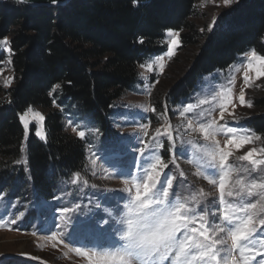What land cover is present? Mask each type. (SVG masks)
Returning <instances> with one entry per match:
<instances>
[{
    "label": "trees",
    "instance_id": "1",
    "mask_svg": "<svg viewBox=\"0 0 264 264\" xmlns=\"http://www.w3.org/2000/svg\"><path fill=\"white\" fill-rule=\"evenodd\" d=\"M197 1L71 0L51 7L0 0V38L9 37L11 49L0 50V65L11 61L13 73L8 88L0 82L1 187L13 194L29 187L36 198L52 200L60 182L84 172L87 141L68 133L65 119L83 116L108 134L116 101L140 82L139 67L166 51L167 31L179 33L173 62L200 44L176 72L166 95L173 106L187 102L203 76L225 71L250 49L264 54V0H240L209 31L196 22ZM29 105L43 113L44 139L33 127L25 139L19 118ZM252 106L244 126L264 147V96Z\"/></svg>",
    "mask_w": 264,
    "mask_h": 264
},
{
    "label": "rangeland",
    "instance_id": "2",
    "mask_svg": "<svg viewBox=\"0 0 264 264\" xmlns=\"http://www.w3.org/2000/svg\"><path fill=\"white\" fill-rule=\"evenodd\" d=\"M239 1L236 0L226 7L222 0H198L196 7L199 17L196 22L201 29L212 30L217 17ZM169 31L164 37L166 51L143 64L145 67L140 66V82L116 101L114 109L116 112L110 118L108 134H105V131L101 132L98 126L87 118L81 119L83 116L80 120L71 117L65 119V129L68 133L78 136L79 131L85 132L87 165L84 172L78 173L79 179L74 175L67 181L60 182L59 192L52 200L36 198L29 187L13 194V189L5 190L0 185V264H88L85 257L77 255L76 248L87 250L98 245L115 243L114 230L119 227L116 221L120 219L121 210L126 202L121 197L127 196V193L122 191L124 181L130 179L126 173L131 170L133 174H139V164L143 159L135 149L143 146L139 143L140 140L151 143L155 130L160 128L163 132L167 124L172 125L173 140L169 141L167 136H161L159 141L164 148H158L157 154L168 162L172 153L167 149L171 143H175L174 152L179 169L172 163L164 169L170 176L176 177L173 190L182 197H189L203 188L212 195L202 199L200 205L193 206L215 211L213 201L218 197V190L203 178L196 176L194 174L196 167L188 162L192 151L187 141L195 140L201 145L205 142L199 133H190L186 130V121L194 119L200 122L215 118L221 126L247 130L244 121L254 114V109L253 106L241 105L239 94L243 88L245 100L251 103L255 97L264 96V77L255 80L252 87L244 84L241 63L244 60L243 55L225 71H216L203 76L195 85V90L189 95L187 102L173 106L170 101H166V95L177 80L176 72L184 69V65L191 62L200 44L194 47L195 51L193 48L181 50L179 57L173 62L171 60L177 53L180 40L178 36L179 43L175 46V54L169 58L166 53L173 39L168 35ZM4 38L9 40V37ZM0 50L9 53L3 46H0ZM158 57H162L163 60L157 61ZM161 62L164 64L163 69L159 66ZM148 64L152 65L151 70L147 67ZM238 67L240 71H236ZM0 70H2L0 71L1 87L6 89L9 86H4L5 78L13 77L9 60L0 65ZM249 76L254 78L255 73L249 72ZM226 89H231V104H227L226 100L220 97L213 98L216 93H223L226 97ZM2 95L3 93L0 92V97ZM156 97L159 98L157 101ZM200 99H207L209 103L200 105L195 109V113H185L181 116L184 106L196 104ZM156 103L158 108L155 106ZM219 103H225L228 109L224 120H220ZM152 108H155V111H152ZM33 109L43 115L40 110ZM200 112H204V115L197 116L196 113ZM228 113H233L235 118ZM26 120L27 135L31 127L34 129V134L40 129L44 135V120L39 121L33 113H29ZM20 123L24 128L21 120ZM143 125L148 127L143 128ZM145 131L148 133L147 136L144 135ZM216 139L220 141L221 146H224L227 137L220 133L217 134ZM253 147L259 149L263 146L257 141L239 150L232 147L234 156L231 160L234 161L235 156L242 155ZM185 149H188L186 153ZM133 157L136 158L135 163ZM93 160H95L94 164ZM208 162L207 157L200 160L202 169L207 170ZM19 163L24 164V159ZM181 170L185 173L184 177L179 175ZM121 173L125 174L121 175ZM73 180L77 182L73 183ZM65 208L69 211L64 212ZM260 259L261 256H257L252 264H259Z\"/></svg>",
    "mask_w": 264,
    "mask_h": 264
},
{
    "label": "snow or ice",
    "instance_id": "3",
    "mask_svg": "<svg viewBox=\"0 0 264 264\" xmlns=\"http://www.w3.org/2000/svg\"><path fill=\"white\" fill-rule=\"evenodd\" d=\"M51 2L56 4L58 0ZM222 2L227 7L236 0ZM133 3H137V0H133ZM168 35L173 38L166 53L170 58L175 54V46L179 43V33L170 30ZM8 44L7 38L0 39V46L11 53ZM156 60L162 61L163 58L158 57ZM241 63L244 84L247 87H252L255 80L264 77V54L258 53L256 49L246 52ZM159 66L163 69L164 64L161 62ZM147 67L151 70L152 65L148 64ZM240 70L239 67L236 68V71ZM249 72L255 73L254 78L249 76ZM12 80L13 77L5 78L4 86H10ZM60 87L56 84L52 91ZM225 91L226 97L223 93H216L213 98L220 97L227 104H231V89ZM239 101L241 105L252 107L251 101L245 100L243 88ZM8 102L11 103V100ZM206 103H209L207 99H200L196 104L184 106L181 116L195 113L196 108ZM219 108L220 120H224L228 111L226 104L219 103ZM151 110L155 111V108ZM29 113H33L41 122L44 120L43 115L29 105L20 115L25 139L28 131L26 117ZM196 115L203 116L204 112ZM228 115L235 118L233 113ZM186 130L199 133L205 142L201 145L195 140L187 141L192 151L188 162L196 167V176L218 190V197L213 201L215 211L193 206L200 205L202 199L212 195L203 188L189 197H182L173 190L176 177L170 176L164 169L168 168L169 163L179 169L174 152L175 143H171L167 149L172 153L168 162L157 154L158 148H164L159 141L161 136H167L169 141L173 140L172 125L167 124L163 132L157 128L151 143L140 140L139 143L143 146L135 149L143 158L139 164V174H133L131 170L126 173L130 179L124 181L122 190L127 196L121 197L126 202L120 219L116 221L119 225L114 230L116 242L87 250L75 249L77 255L88 260V264H252L257 256H261L259 264H264V147L250 148L244 154L235 156L234 161L231 160L234 156L232 147L239 150L245 145L261 141L262 137L250 129L221 126L215 118L200 122L188 119ZM220 133L227 137L224 146L216 139ZM35 134L44 139L40 129ZM77 134L80 138L85 137L84 131ZM144 135L147 136L148 133L145 131ZM21 150L23 151V147ZM187 151L188 149L184 150L185 153ZM204 157L209 160L207 170L202 169L200 164ZM133 161L136 162L135 157ZM92 162L94 164L95 160ZM179 175L184 177L185 173L181 170ZM76 177L79 179L78 173ZM72 182L76 183L77 180ZM63 211L68 212L69 209L65 208Z\"/></svg>",
    "mask_w": 264,
    "mask_h": 264
},
{
    "label": "water",
    "instance_id": "4",
    "mask_svg": "<svg viewBox=\"0 0 264 264\" xmlns=\"http://www.w3.org/2000/svg\"><path fill=\"white\" fill-rule=\"evenodd\" d=\"M12 1L24 4V5H28V6H51L52 7V6L64 5L70 2L71 0H58L56 4H53L51 0H23V2H21V0H12Z\"/></svg>",
    "mask_w": 264,
    "mask_h": 264
}]
</instances>
